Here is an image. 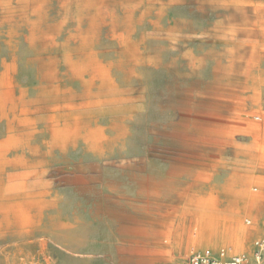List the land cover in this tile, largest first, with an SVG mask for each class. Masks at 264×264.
Here are the masks:
<instances>
[{
  "label": "rangeland",
  "instance_id": "rangeland-1",
  "mask_svg": "<svg viewBox=\"0 0 264 264\" xmlns=\"http://www.w3.org/2000/svg\"><path fill=\"white\" fill-rule=\"evenodd\" d=\"M263 233L264 0H0V264Z\"/></svg>",
  "mask_w": 264,
  "mask_h": 264
},
{
  "label": "built area",
  "instance_id": "built-area-1",
  "mask_svg": "<svg viewBox=\"0 0 264 264\" xmlns=\"http://www.w3.org/2000/svg\"><path fill=\"white\" fill-rule=\"evenodd\" d=\"M180 264H264V233L254 241L251 255L208 247L191 252Z\"/></svg>",
  "mask_w": 264,
  "mask_h": 264
},
{
  "label": "bare ground",
  "instance_id": "bare-ground-1",
  "mask_svg": "<svg viewBox=\"0 0 264 264\" xmlns=\"http://www.w3.org/2000/svg\"><path fill=\"white\" fill-rule=\"evenodd\" d=\"M258 128H260V126H253L252 127L253 130L258 129ZM240 221L241 220H236V221L235 220H229V221L226 222V223L230 224L229 225L230 227L236 229L234 234H229L227 236V238H229L231 242H234L233 243L234 246L230 248L231 252L243 251L244 247H245V244L242 241V237L248 232V228L244 227V226H241ZM247 221H249L248 223H250V220H247ZM219 231H221V230H219ZM231 233H233V232H231ZM177 237H178V235H177ZM213 248H217V247H213Z\"/></svg>",
  "mask_w": 264,
  "mask_h": 264
}]
</instances>
